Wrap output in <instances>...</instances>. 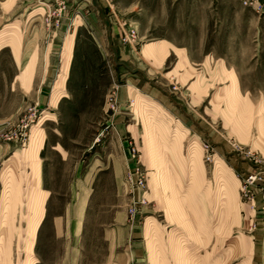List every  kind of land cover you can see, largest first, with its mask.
<instances>
[{
	"label": "rangeland",
	"instance_id": "1",
	"mask_svg": "<svg viewBox=\"0 0 264 264\" xmlns=\"http://www.w3.org/2000/svg\"><path fill=\"white\" fill-rule=\"evenodd\" d=\"M249 2L0 0V264H264V225L251 229L240 192L250 157L264 160V0ZM118 21L136 29L133 49L116 41ZM160 42L169 50L162 63L143 58ZM174 129L184 138L166 152ZM35 133L50 193L29 231L25 201L2 193L9 166L26 189L23 156ZM202 144L231 171L240 166L230 209ZM138 240L136 252L129 244ZM112 241L123 244L111 256Z\"/></svg>",
	"mask_w": 264,
	"mask_h": 264
},
{
	"label": "crops",
	"instance_id": "2",
	"mask_svg": "<svg viewBox=\"0 0 264 264\" xmlns=\"http://www.w3.org/2000/svg\"><path fill=\"white\" fill-rule=\"evenodd\" d=\"M159 1H162V0H159ZM163 1H166V0H163ZM167 1H169L168 6L170 7L171 0H167ZM172 1L174 3L176 2V0H172ZM159 8L164 9V8H166V5L163 6V4H160ZM113 31H115V30H113ZM116 41H117V39H116ZM121 50H122V48H120L119 52H121ZM125 50H127V49H125ZM178 50L176 52L180 58L179 65H182L183 63L186 62V59L182 55V53H180V51H178ZM168 51L169 50L166 48V46H164V44H162V42L154 43L151 46L146 47L145 49L142 50V56H143V58H145L147 60H154L155 62H157L159 64V63L163 62L165 57H167ZM231 84H232V86L229 90L230 96H231L232 100L233 99L237 100L240 98V95L238 93L237 84L235 82V78L233 75H231ZM132 93H133L132 97L136 96V99H137L138 103L140 104L139 105L140 107H138V108L142 111L147 112L148 116L150 115V119L153 122H157V120H159V116H157V113L155 112V110L151 108V107H153L152 104L144 101L143 98L140 97V95L137 94L136 92H132ZM176 110H177V108H176ZM177 114H179V113H177ZM178 116L179 117H177V120L180 122V124L188 125V123H189L190 125L188 127L190 129V126L192 125V121H189L187 123L184 121V119H182L183 117L181 114H179ZM260 121H262L264 123V116H263V118H260ZM157 128H160V126ZM169 135H170V139H169L170 141L168 140V144L165 147L166 152H167V150H170V147H168L170 144L169 142H173L172 146L179 149L181 146V142L184 138V134L180 131H177V129L172 130V132H170ZM43 143H44V139L42 138V135L35 133L32 136V140L30 142V146H29L28 150L26 151V153H24L23 160H25V162L23 164V167H26L29 170V177L28 178L26 177V179L24 181V184L26 185V189H21V183H18V180L15 177V171L12 170L11 166H9V170H7L5 172L4 180H3L2 196L3 195L9 196V198L10 199L12 198L11 200L14 201L16 203V205L20 204L22 200L25 201V203L27 204L28 212L32 216V221H31L29 231L33 230V226L38 221H40V222L42 221L43 216H44V211H45V202H46L48 195L50 193L49 190L46 191V190L41 188V166H40L39 152L43 148ZM198 147H199L198 143L194 142V141L191 142L189 145L188 155H189V158L192 160L191 164L193 163V161H195L196 159L199 158V153H198L199 148ZM56 149L59 150L60 148L57 147ZM259 156H261L264 159V157L261 153H259ZM232 167L233 168L231 171L229 169V167L226 166L223 159H221L220 157H217V156L214 157L213 173L217 176V178L221 182L222 199L224 200V202H226V204L224 203V205H227L229 209L232 208V204H231L232 196L231 195L233 194V186L231 185L232 184L231 181L232 180H234L236 182L239 181V180H237L238 178L235 177L236 175H234V174L235 173L237 175L239 174L238 173L239 168H237V167H240V166L236 165V164H232ZM23 201H22V203H23ZM260 203H261V199H260V197H257L256 198V204L259 206ZM246 209H248L247 206H246ZM141 214L142 213L139 212L138 216ZM251 214L252 213L248 209V213H246V215H247L250 223H252V221H253L252 220L253 214L252 215ZM255 217H256V219H255ZM255 217H254V220L256 223V227L258 226L260 228L261 225H264L261 222L260 214L256 213ZM147 224H148L149 229H151L153 227L152 221H148ZM77 228H79V226H77ZM129 229H133V227H130ZM113 231H115V232L117 231V233L120 232L122 234V236L124 237L125 232H128L129 230L127 228H118L116 230L113 229ZM133 232H134L133 234L142 233V231L140 232L139 230H135ZM122 244H123V241L121 242V244L117 241H112L109 243L111 256H112V251H113V253L117 252V250L121 247ZM144 246H145V244H143L139 240L138 241H132L129 244V247L136 249V252H139L140 249L143 250ZM121 255L124 256L125 254H121ZM249 262H250V259L248 257L243 262V264H249Z\"/></svg>",
	"mask_w": 264,
	"mask_h": 264
},
{
	"label": "built area",
	"instance_id": "3",
	"mask_svg": "<svg viewBox=\"0 0 264 264\" xmlns=\"http://www.w3.org/2000/svg\"><path fill=\"white\" fill-rule=\"evenodd\" d=\"M250 0H243V4L247 6L248 4L252 6V3L249 2ZM117 32H116V39L118 41V44L120 46H126L133 49L135 46H137L139 39L138 34L136 32V29L132 27L130 24H126L124 21H118L117 23ZM111 104V108L114 109V105L116 104V96L113 92L108 100ZM235 147V146H234ZM126 149L128 150L130 156L135 159L137 156V149L131 142H126ZM202 149L206 153L205 154V160L207 162L213 161L214 156H210L208 154L209 145L202 144ZM236 150V149H235ZM251 158V170L250 172H246L241 176V180L243 183L241 184L240 192L242 194L243 202L246 204V206L249 208L252 215V223H251V229H256V223L254 220L255 214H260V219L262 224H264V160H259ZM136 181L133 182L135 186H138V188L144 187V174L141 171H136ZM130 183H132V180L130 177L127 179ZM260 197L261 203L260 205L256 206V198ZM144 201L139 200L134 203H132V206L129 207V214L131 217L135 216L136 213V206L143 205Z\"/></svg>",
	"mask_w": 264,
	"mask_h": 264
}]
</instances>
